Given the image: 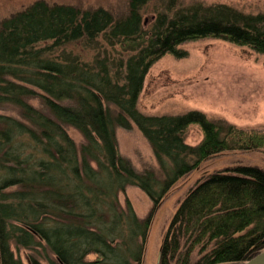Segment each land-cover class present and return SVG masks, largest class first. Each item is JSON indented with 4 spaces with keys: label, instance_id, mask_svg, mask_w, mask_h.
<instances>
[{
    "label": "trees",
    "instance_id": "obj_1",
    "mask_svg": "<svg viewBox=\"0 0 264 264\" xmlns=\"http://www.w3.org/2000/svg\"><path fill=\"white\" fill-rule=\"evenodd\" d=\"M128 12L34 0L0 22V264H143L154 211L180 178L226 150L264 148V129L213 119L204 110L146 113V74L181 45L215 37L264 53V10L224 2L163 0L149 29ZM121 45L111 57L98 40ZM84 39L92 61L61 51ZM60 50L61 52H58ZM38 100L34 104L32 100ZM198 124L203 138L187 141ZM137 127L158 167L137 168L119 147L118 127ZM82 134L77 143L69 132ZM128 185L153 202L141 217L120 192ZM158 264H241L264 248V168L238 164L201 178L178 203ZM200 256L193 259V252Z\"/></svg>",
    "mask_w": 264,
    "mask_h": 264
},
{
    "label": "rangeland",
    "instance_id": "obj_2",
    "mask_svg": "<svg viewBox=\"0 0 264 264\" xmlns=\"http://www.w3.org/2000/svg\"><path fill=\"white\" fill-rule=\"evenodd\" d=\"M34 0H0V22L12 13L22 10ZM202 1L206 4L224 2L246 12L264 10V0H180L181 4ZM49 3H66L82 8L104 7L115 16H124L128 12L129 0H47ZM163 0H150L143 8L144 27L149 29L161 10ZM103 48L99 53L107 52L111 57L121 56V45L114 47L106 44L102 37L98 39ZM84 39L69 42L61 51L79 54L84 60L92 61L97 49L84 44ZM188 52L185 57H176L167 53L153 63L146 74L139 98V107L146 113H182L193 108L204 110L213 119H223L246 128L264 129V53L256 52L246 45L228 40L206 37L183 42ZM58 50V52H61ZM39 104L38 100H32ZM18 116L15 108L0 109ZM76 140L83 142L82 134L69 127ZM198 124L190 125L187 141L197 144L203 138ZM117 136L121 152L128 156L134 165L143 169L157 168V161L147 139L135 126L130 129L118 127ZM238 164H254L264 168V148L251 150H226L206 159L200 167L180 178L164 197L158 209L154 211L146 242L143 264H158L160 247L168 224L178 203L196 181L216 170H223ZM129 198L139 216H146L152 206L151 198L139 187L128 185L120 192L121 203ZM17 254L28 264L29 250L21 248ZM200 256L193 252V259ZM230 264V263H219Z\"/></svg>",
    "mask_w": 264,
    "mask_h": 264
},
{
    "label": "water",
    "instance_id": "obj_3",
    "mask_svg": "<svg viewBox=\"0 0 264 264\" xmlns=\"http://www.w3.org/2000/svg\"><path fill=\"white\" fill-rule=\"evenodd\" d=\"M159 257L160 255L158 256V262H159ZM241 264H264V248H262L259 252H257L255 255L245 260Z\"/></svg>",
    "mask_w": 264,
    "mask_h": 264
},
{
    "label": "flooded vegetation",
    "instance_id": "obj_4",
    "mask_svg": "<svg viewBox=\"0 0 264 264\" xmlns=\"http://www.w3.org/2000/svg\"><path fill=\"white\" fill-rule=\"evenodd\" d=\"M47 1V0H46Z\"/></svg>",
    "mask_w": 264,
    "mask_h": 264
}]
</instances>
